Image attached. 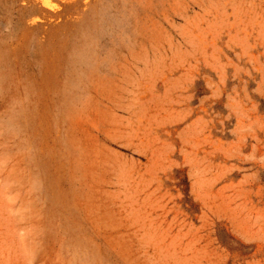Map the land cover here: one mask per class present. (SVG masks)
<instances>
[{"label": "rangeland", "instance_id": "374dc122", "mask_svg": "<svg viewBox=\"0 0 264 264\" xmlns=\"http://www.w3.org/2000/svg\"><path fill=\"white\" fill-rule=\"evenodd\" d=\"M0 264H264V0H0Z\"/></svg>", "mask_w": 264, "mask_h": 264}, {"label": "bare ground", "instance_id": "6f19581e", "mask_svg": "<svg viewBox=\"0 0 264 264\" xmlns=\"http://www.w3.org/2000/svg\"><path fill=\"white\" fill-rule=\"evenodd\" d=\"M36 24H37V22H36V21H34V22H33V25H36Z\"/></svg>", "mask_w": 264, "mask_h": 264}]
</instances>
